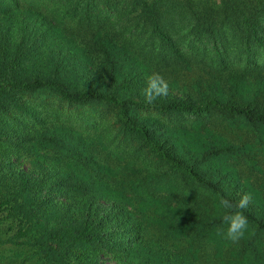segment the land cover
Instances as JSON below:
<instances>
[{
	"label": "trees",
	"instance_id": "1",
	"mask_svg": "<svg viewBox=\"0 0 264 264\" xmlns=\"http://www.w3.org/2000/svg\"><path fill=\"white\" fill-rule=\"evenodd\" d=\"M0 264H264V0H0Z\"/></svg>",
	"mask_w": 264,
	"mask_h": 264
},
{
	"label": "clouds",
	"instance_id": "2",
	"mask_svg": "<svg viewBox=\"0 0 264 264\" xmlns=\"http://www.w3.org/2000/svg\"><path fill=\"white\" fill-rule=\"evenodd\" d=\"M169 93V84L165 78L158 72H152L147 77L146 86L143 89L146 104L152 105L158 97L167 96ZM250 203V196L242 194L238 201H232L221 198L219 204L227 210L222 217L223 223L226 225L223 230V238L238 243L245 235L248 228V219L244 215L243 209H246Z\"/></svg>",
	"mask_w": 264,
	"mask_h": 264
},
{
	"label": "rangeland",
	"instance_id": "3",
	"mask_svg": "<svg viewBox=\"0 0 264 264\" xmlns=\"http://www.w3.org/2000/svg\"><path fill=\"white\" fill-rule=\"evenodd\" d=\"M176 33H179V27H178V26H176ZM220 132H221V131H220ZM259 183L262 184V182H259Z\"/></svg>",
	"mask_w": 264,
	"mask_h": 264
}]
</instances>
